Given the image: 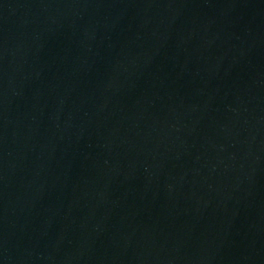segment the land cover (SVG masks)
<instances>
[{"label":"water","instance_id":"1","mask_svg":"<svg viewBox=\"0 0 264 264\" xmlns=\"http://www.w3.org/2000/svg\"><path fill=\"white\" fill-rule=\"evenodd\" d=\"M0 264H264V0H0Z\"/></svg>","mask_w":264,"mask_h":264}]
</instances>
